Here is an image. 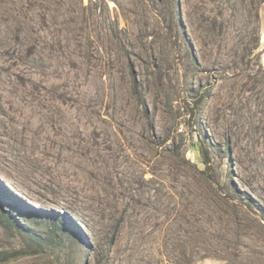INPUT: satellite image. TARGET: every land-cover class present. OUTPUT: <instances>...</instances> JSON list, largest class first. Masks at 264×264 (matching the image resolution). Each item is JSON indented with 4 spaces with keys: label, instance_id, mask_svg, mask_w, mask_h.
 I'll return each mask as SVG.
<instances>
[{
    "label": "rangeland",
    "instance_id": "obj_1",
    "mask_svg": "<svg viewBox=\"0 0 264 264\" xmlns=\"http://www.w3.org/2000/svg\"><path fill=\"white\" fill-rule=\"evenodd\" d=\"M0 264H264V0H0Z\"/></svg>",
    "mask_w": 264,
    "mask_h": 264
},
{
    "label": "bare ground",
    "instance_id": "obj_2",
    "mask_svg": "<svg viewBox=\"0 0 264 264\" xmlns=\"http://www.w3.org/2000/svg\"><path fill=\"white\" fill-rule=\"evenodd\" d=\"M210 66H215V67H218L219 69H221V70H223V71H225V69L227 68V65H225V64H223L221 61H220V59L219 58H215L211 63H210ZM146 145H147V143H146ZM160 200L161 201H163L164 200V194L162 193L161 195H160ZM165 211V210H164ZM185 212V211H184ZM178 213V212H177ZM180 217V216H179ZM187 218V217H186ZM186 223V222H185ZM185 223H183V222H181L180 221V230H190L191 231V233L192 232H194V236L196 237V240L198 241V240H200V238H202L200 235V232H198L196 229H198V228H196V227H191V225L190 224H187V225H185ZM200 236V237H199Z\"/></svg>",
    "mask_w": 264,
    "mask_h": 264
},
{
    "label": "trees",
    "instance_id": "obj_3",
    "mask_svg": "<svg viewBox=\"0 0 264 264\" xmlns=\"http://www.w3.org/2000/svg\"><path fill=\"white\" fill-rule=\"evenodd\" d=\"M203 162L206 163V164L208 163V161H206V159H203Z\"/></svg>",
    "mask_w": 264,
    "mask_h": 264
}]
</instances>
